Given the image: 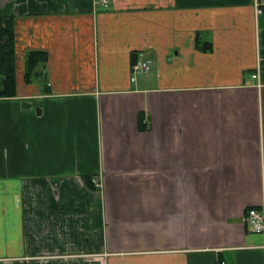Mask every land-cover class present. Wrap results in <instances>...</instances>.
Listing matches in <instances>:
<instances>
[{"label": "crops", "instance_id": "1", "mask_svg": "<svg viewBox=\"0 0 264 264\" xmlns=\"http://www.w3.org/2000/svg\"><path fill=\"white\" fill-rule=\"evenodd\" d=\"M253 5L0 0L17 79L0 97V264H264L245 222L264 209ZM31 51L49 91L25 81Z\"/></svg>", "mask_w": 264, "mask_h": 264}, {"label": "trees", "instance_id": "2", "mask_svg": "<svg viewBox=\"0 0 264 264\" xmlns=\"http://www.w3.org/2000/svg\"><path fill=\"white\" fill-rule=\"evenodd\" d=\"M14 19L10 6L0 7V97L16 95ZM47 60V54L40 51H31L25 58V81L41 80L44 91L50 89L47 75L43 72Z\"/></svg>", "mask_w": 264, "mask_h": 264}, {"label": "built area", "instance_id": "3", "mask_svg": "<svg viewBox=\"0 0 264 264\" xmlns=\"http://www.w3.org/2000/svg\"><path fill=\"white\" fill-rule=\"evenodd\" d=\"M114 0H96L98 5L108 8ZM255 13L258 16L264 15V0H254ZM151 69V61L144 59L142 56L135 61L132 66V81H135L137 76L148 73ZM256 78V75H253ZM100 187L99 183H95ZM245 222L250 227V230L255 234H264V209L251 208L247 211Z\"/></svg>", "mask_w": 264, "mask_h": 264}]
</instances>
